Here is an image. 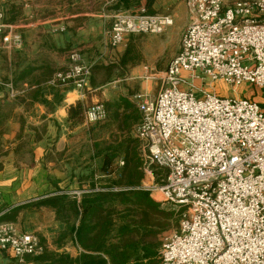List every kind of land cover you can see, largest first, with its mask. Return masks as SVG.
Instances as JSON below:
<instances>
[{"label": "built area", "instance_id": "obj_1", "mask_svg": "<svg viewBox=\"0 0 264 264\" xmlns=\"http://www.w3.org/2000/svg\"><path fill=\"white\" fill-rule=\"evenodd\" d=\"M6 1L0 0V51H13L22 47L23 37L5 23ZM185 2L189 23L179 51L164 72L142 77L160 80L161 88L156 95L134 96L141 116L135 136L143 145L148 182L140 189L159 193L161 202L181 212L178 229L162 239L161 264H264V108L238 91L245 84L264 90V0ZM110 20L106 35L112 49L126 47L130 36L162 35L174 25L171 15L151 14L145 6L115 12ZM65 30L54 27L52 33ZM68 59L50 84L72 86L85 99L92 66L77 50ZM218 83L231 87L232 95L220 94ZM3 91L18 96L12 83L0 80ZM106 118L101 101L84 113L88 124ZM154 167L166 172L161 184ZM89 192L64 194L80 199ZM0 253L11 255L12 264H32L29 258L42 247L37 235L5 222Z\"/></svg>", "mask_w": 264, "mask_h": 264}, {"label": "crops", "instance_id": "obj_2", "mask_svg": "<svg viewBox=\"0 0 264 264\" xmlns=\"http://www.w3.org/2000/svg\"><path fill=\"white\" fill-rule=\"evenodd\" d=\"M113 2L7 0L2 5L4 13L17 9L16 20L5 23L17 27L23 44L20 49L0 51V80L11 81L18 91L17 98H10L7 91L0 93V223H13L22 233L36 232L45 239L48 247L73 257H77L82 249L73 241H61L69 226L60 210L56 214L45 207L32 208L33 204L74 190H91L90 184H82L81 179L90 164L94 167L98 163L92 156L98 150L104 151L103 146L111 143V135L121 132L111 120L97 124H88L84 120L71 127L68 108L86 99H89L88 105L97 101L119 104L125 100L140 113L134 96L141 92L156 95L153 90L158 86L157 81H144L143 75L158 66L166 68L176 53L174 46V52L162 59L159 50L167 45L163 39L150 61L121 66L125 49H112L106 35L110 16L115 13L111 9ZM141 6L151 14L170 15L175 13L178 4L177 0H142L138 8ZM123 11L131 10L121 8L117 12ZM60 26L66 30L52 33L54 27ZM131 37H128V43L133 41ZM75 50L80 51L85 62L92 66L94 85L91 81L92 89L85 99L71 86L55 88L49 82L55 73L68 66L69 54ZM159 60L166 63L159 64ZM119 71L123 75L121 78L116 75ZM99 72L111 78L95 84V74ZM120 112H125L123 105ZM99 184L96 181L95 188ZM151 197L158 201L152 194ZM31 214L39 219L44 214L51 217L47 227L49 233L41 230L39 224L32 226L31 220L27 219ZM74 219L73 229H77L80 216ZM34 259L29 258V261L36 264ZM12 263L11 255L0 253V264Z\"/></svg>", "mask_w": 264, "mask_h": 264}, {"label": "trees", "instance_id": "obj_3", "mask_svg": "<svg viewBox=\"0 0 264 264\" xmlns=\"http://www.w3.org/2000/svg\"><path fill=\"white\" fill-rule=\"evenodd\" d=\"M141 2L114 0L111 9L115 12L121 8L135 11ZM4 15L5 21L12 23L18 12L15 8L5 11ZM133 47L130 44L125 49L119 63L121 66L128 63L134 65L135 58L140 59L132 55ZM88 101L79 100L68 108V123L71 127L84 122V113L90 104ZM122 101L119 104L103 101L107 111L106 120L116 122L121 134L111 135V143L103 146L104 151L98 150L92 156L98 159V163L94 167L90 164L81 179L82 184H90L91 192L82 194L80 200L66 194L52 196L32 207H45L56 214L60 210L63 220L69 226L61 241H73L82 252L77 257L59 253L48 247L45 239L38 236L43 250L39 256L34 257L36 264H161V237L171 225L174 210L167 209L162 202L154 200L150 192L140 189L143 181L140 141L133 134L141 116L132 104ZM122 105L125 108L123 114L120 112ZM120 160L122 165H119ZM153 169L154 174L156 170L160 172V177L157 174L155 176L158 177L157 183H162L165 170L158 167ZM96 181L101 183V191H94ZM76 216H80V225L73 229L72 223ZM54 242L56 244V240Z\"/></svg>", "mask_w": 264, "mask_h": 264}, {"label": "rangeland", "instance_id": "obj_4", "mask_svg": "<svg viewBox=\"0 0 264 264\" xmlns=\"http://www.w3.org/2000/svg\"><path fill=\"white\" fill-rule=\"evenodd\" d=\"M231 1H236V0H231ZM177 4L178 7L175 10V13L170 14L173 19H174V25L172 27H170L164 34L162 35H149V34H143V35H134V36H130L133 41L131 43H128L127 41V46L124 47L123 49H126L128 47V45L132 44L134 47L133 49V56H137L138 58H140L139 60H137L135 58L136 62H142L143 60L146 61H150V58H153L156 51V46L159 45L160 46V41H162L163 39H165V41L167 42V45L164 49L165 53L162 52V50H159V53H161L162 59L165 58L166 56H168L170 54V52H175L177 53L179 51V44H180V40H181V36H182V30H184L186 27H184V25H188L189 23V15L187 14V7H186V2L185 0H177ZM166 15V14H165ZM183 26V27H182ZM176 46V48H174L172 50V48ZM155 49V51H154ZM163 53V54H162ZM175 53V54H176ZM166 61L165 60H159V64H165ZM159 67L161 69H159ZM166 68H162L161 66H158V68H154L153 73H157L161 74L162 72L165 71ZM106 73L103 72H99L95 74V84H99V83H104L107 80H109V76L105 75ZM116 75L118 77L121 78L122 72L119 71L118 73H116ZM116 76V77H117ZM161 76V75H160ZM115 77V78H116ZM92 80V79H91ZM158 82V86L157 89L153 90L154 93L158 92L159 89L161 88V82L160 80L157 81ZM90 86H91V82H90ZM217 90L220 94H223L224 96H231L232 95V88L228 87L222 83H218L216 85ZM240 95L242 97H249V98H253L254 100H256L257 102L260 103V105L264 108V90H260L257 89L251 85L245 84L243 86H241L238 89ZM134 137L135 133H134ZM137 139V137H136ZM144 150H143V145L140 142L139 143V157H140V161L142 163V170H143V166H144ZM121 160L119 161V165H120ZM155 174H157L159 177L160 172L158 170L155 171ZM154 174V176H155ZM158 177L155 176V180L157 182ZM143 180L144 182L147 184L148 182L145 180V176L143 173ZM160 180V178H159ZM161 184V183H158ZM154 198L158 199V201H162V197L159 193H154L153 194ZM164 204V207H166L167 209H172L174 210V214L172 216L171 219V225L169 227V229H167L164 233H162V237H161V242H160V248H161V244H162V239L164 237V235L171 233L175 230L178 229L179 227V222H180V216H181V212L178 211V208L173 207L172 205H170L169 203L166 202H162ZM31 217V218H30ZM37 215H33L31 214L27 216L28 221L31 220V224L32 226H37L38 224L41 226V230L46 231V233H49V231H47V227H49V224L51 223V217L47 214H44L39 218H37ZM28 232H31L30 230ZM35 235L36 232H34Z\"/></svg>", "mask_w": 264, "mask_h": 264}]
</instances>
